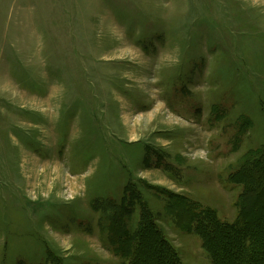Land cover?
I'll return each instance as SVG.
<instances>
[{"label": "rangeland", "instance_id": "obj_1", "mask_svg": "<svg viewBox=\"0 0 264 264\" xmlns=\"http://www.w3.org/2000/svg\"><path fill=\"white\" fill-rule=\"evenodd\" d=\"M256 166L264 0H0V264H213Z\"/></svg>", "mask_w": 264, "mask_h": 264}, {"label": "trees", "instance_id": "obj_2", "mask_svg": "<svg viewBox=\"0 0 264 264\" xmlns=\"http://www.w3.org/2000/svg\"><path fill=\"white\" fill-rule=\"evenodd\" d=\"M257 168L258 166L254 171H240L239 182L245 184V188L241 199L242 207L234 222L220 224L217 216L210 213L196 219L198 223L202 222L204 226L209 227L206 233L214 258L213 264H264V167ZM253 194L255 198L252 197ZM182 204L189 205L185 202ZM182 215L181 220L185 221V217L189 218L190 222L195 220L193 216ZM254 224L256 226H253ZM149 226L143 218L137 249L140 256L133 264H182L177 251L164 234L155 230L158 234L154 235L153 240H148L147 232L151 229ZM159 253L161 261L154 259L146 263L143 259L145 255L155 258Z\"/></svg>", "mask_w": 264, "mask_h": 264}]
</instances>
